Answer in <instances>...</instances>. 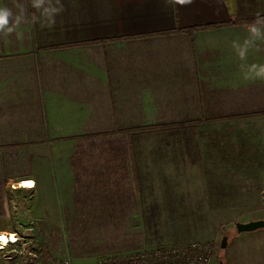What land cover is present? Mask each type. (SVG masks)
Returning a JSON list of instances; mask_svg holds the SVG:
<instances>
[{
	"label": "crops",
	"instance_id": "crops-1",
	"mask_svg": "<svg viewBox=\"0 0 264 264\" xmlns=\"http://www.w3.org/2000/svg\"><path fill=\"white\" fill-rule=\"evenodd\" d=\"M60 4L49 27L55 0H0L20 17L0 32V234L30 253L0 264L183 246L256 206L264 79L246 77L264 65V0ZM260 247L233 254L264 264Z\"/></svg>",
	"mask_w": 264,
	"mask_h": 264
},
{
	"label": "rangeland",
	"instance_id": "rangeland-1",
	"mask_svg": "<svg viewBox=\"0 0 264 264\" xmlns=\"http://www.w3.org/2000/svg\"><path fill=\"white\" fill-rule=\"evenodd\" d=\"M262 182L263 183L258 185L260 189L256 192V206L225 208L223 213L224 216L222 217L223 221L210 224L212 228V237H194L192 239L194 241H191V243H198L206 246L209 258L208 264H253L252 262H248V255L247 257L244 256L239 259L234 257L236 250H239V248L243 249L244 247L247 249L254 248V250L258 248L259 251H257V253H259V258H262L260 246H262V243H264V229L256 230L254 232L241 233V236L238 235L235 229L236 223H247L249 221L264 220V181ZM198 228L203 229L202 224H199ZM258 232H261V236L252 235L251 238H248V236L246 237V235L255 234ZM223 237H226L225 248H221L220 246ZM246 252L248 251H244V253Z\"/></svg>",
	"mask_w": 264,
	"mask_h": 264
},
{
	"label": "built area",
	"instance_id": "built-area-1",
	"mask_svg": "<svg viewBox=\"0 0 264 264\" xmlns=\"http://www.w3.org/2000/svg\"><path fill=\"white\" fill-rule=\"evenodd\" d=\"M5 236L7 242L0 240V253L4 252L8 246H20L23 256H30V253L26 251L22 238L15 236V234ZM208 262L209 258L206 246L190 243L183 246L141 250L115 258H101L97 264H208ZM49 264H72V261L69 257H65L60 260H52Z\"/></svg>",
	"mask_w": 264,
	"mask_h": 264
},
{
	"label": "clouds",
	"instance_id": "clouds-1",
	"mask_svg": "<svg viewBox=\"0 0 264 264\" xmlns=\"http://www.w3.org/2000/svg\"><path fill=\"white\" fill-rule=\"evenodd\" d=\"M45 0H32V7L36 9H41V6L44 4ZM180 4H190L192 0H177ZM56 5L58 7H49L44 8L41 13L47 20V25L51 27L55 24L54 14H58L63 11V6L60 4V0H55ZM17 8L23 11V7L21 5H17ZM46 14V15H45ZM20 17L14 14L13 10L6 6H0V32L12 33L15 30V27L19 24ZM259 22L257 20L254 24L249 25V32L251 34H258L259 28L256 27V24ZM247 43V41L245 42ZM240 57L243 58L244 53H239ZM252 67H257L256 64H252ZM261 71L256 75H249L246 78L249 79H264V65H260Z\"/></svg>",
	"mask_w": 264,
	"mask_h": 264
},
{
	"label": "water",
	"instance_id": "water-1",
	"mask_svg": "<svg viewBox=\"0 0 264 264\" xmlns=\"http://www.w3.org/2000/svg\"><path fill=\"white\" fill-rule=\"evenodd\" d=\"M235 229L238 234L246 233V232H254L256 230L264 229V220L249 221L247 223H236ZM220 246L221 248L226 247V237L222 238Z\"/></svg>",
	"mask_w": 264,
	"mask_h": 264
},
{
	"label": "bare ground",
	"instance_id": "bare-ground-1",
	"mask_svg": "<svg viewBox=\"0 0 264 264\" xmlns=\"http://www.w3.org/2000/svg\"><path fill=\"white\" fill-rule=\"evenodd\" d=\"M20 186L21 187H24V188H30V187H32L31 183H29V182H25V183L21 184ZM0 240L2 242H7L6 236L5 235H2V234H1Z\"/></svg>",
	"mask_w": 264,
	"mask_h": 264
},
{
	"label": "trees",
	"instance_id": "trees-1",
	"mask_svg": "<svg viewBox=\"0 0 264 264\" xmlns=\"http://www.w3.org/2000/svg\"><path fill=\"white\" fill-rule=\"evenodd\" d=\"M253 22H256V21H255V20H252V21L250 20V21H248V23H253ZM193 31H194V29H192V30H188L189 33L193 32Z\"/></svg>",
	"mask_w": 264,
	"mask_h": 264
}]
</instances>
